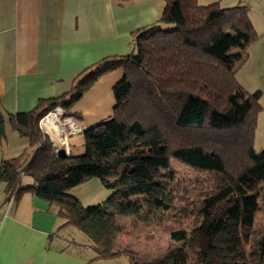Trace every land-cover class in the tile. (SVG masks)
Returning a JSON list of instances; mask_svg holds the SVG:
<instances>
[{"label": "trees", "instance_id": "obj_1", "mask_svg": "<svg viewBox=\"0 0 264 264\" xmlns=\"http://www.w3.org/2000/svg\"><path fill=\"white\" fill-rule=\"evenodd\" d=\"M249 12L242 4L164 0L158 21L132 33L130 53L101 58L78 73L67 92L11 116L29 148L0 163L5 201L34 192L56 206L60 228L72 226L87 237L99 259L264 264V232L253 226L259 199L264 201V151L254 149L261 93H249L236 79L258 38ZM118 68L123 76L112 87V116L82 132V154L59 156L40 119L57 106L70 115L72 105L101 76ZM172 160L210 174L212 185L197 202L175 205ZM24 175L31 185H21ZM90 178L116 194L85 206L66 193ZM170 211L176 215L164 217ZM122 217L156 223L175 245L156 258L118 245ZM198 231L205 235V246L194 243Z\"/></svg>", "mask_w": 264, "mask_h": 264}, {"label": "crops", "instance_id": "obj_2", "mask_svg": "<svg viewBox=\"0 0 264 264\" xmlns=\"http://www.w3.org/2000/svg\"><path fill=\"white\" fill-rule=\"evenodd\" d=\"M250 1L262 6L264 17V0H197L200 5L218 2L222 7ZM163 6L164 0H132L124 5L113 0H0V113L4 119L0 163L29 148V140L12 127L11 116L67 92L72 79L101 58L130 53L132 33L158 21ZM261 40L249 46L245 63L253 59L264 67V37ZM246 72L258 77L264 71ZM122 76L121 68L101 76L70 108V116L83 130L112 116V87ZM262 116L260 111L258 133ZM84 150L80 137L68 142L66 154L80 155ZM25 176L21 177L24 187L32 184ZM5 187L0 182V264H117V258H97L89 241L77 242L60 231L55 205L32 191L5 201Z\"/></svg>", "mask_w": 264, "mask_h": 264}, {"label": "rangeland", "instance_id": "obj_3", "mask_svg": "<svg viewBox=\"0 0 264 264\" xmlns=\"http://www.w3.org/2000/svg\"><path fill=\"white\" fill-rule=\"evenodd\" d=\"M248 6L250 7V20L253 19L251 22L258 34L257 39L259 40L255 41L253 44L256 45L257 43H261V38L264 37V17H262L260 13L262 12V6L256 5L254 1H250ZM254 49L255 48H252L250 51L253 52ZM234 50L235 49H232V51ZM261 70L264 71V67H260L256 61L250 59L249 62L244 63L238 68L236 79L249 93L259 91L261 94H264V72H261L258 77H254L252 74L246 72L249 71L250 73H253L252 71H255L256 73ZM259 103L261 107H264V95L260 98ZM262 113H264V109H261V114ZM110 117L111 116L104 118L97 124L108 120ZM261 120L262 121L258 127L259 133L256 131L257 126L255 129V134L258 133V140H255L254 148L256 153L264 151V149H262L264 148V116H262ZM80 137L83 136L75 134L68 139V142L75 143ZM170 170L174 173L172 188L173 194L175 195L174 203L177 207L197 202L212 185L210 174L207 172L196 171L178 160L171 161ZM25 179L30 180L28 176H25ZM66 193L76 197L83 205L90 206L101 204L110 196L115 195L116 191L104 187L99 179L90 178L83 183L68 189ZM173 215H176V213L170 211L167 215L164 214V217L171 219ZM61 222L63 223L62 219ZM120 222L122 223L123 230L117 235L118 245L139 252L144 258L159 257L168 247L175 245L167 234L157 231L158 227L156 223H137L130 217H122ZM253 226L258 232H264V201L261 199H259V210L254 216ZM59 230L77 242L88 243L87 237L81 231L72 226H64L59 228ZM244 239L246 240V238ZM194 243H197L200 246H205L207 244L205 235L201 231H198V233L195 234ZM126 262L127 259L125 256L115 259V263L117 264ZM189 264L195 263L192 261Z\"/></svg>", "mask_w": 264, "mask_h": 264}, {"label": "built area", "instance_id": "obj_4", "mask_svg": "<svg viewBox=\"0 0 264 264\" xmlns=\"http://www.w3.org/2000/svg\"><path fill=\"white\" fill-rule=\"evenodd\" d=\"M39 127L51 141L55 152L58 150L66 152L69 137L84 131L67 114L66 110L59 106L49 111L40 119Z\"/></svg>", "mask_w": 264, "mask_h": 264}, {"label": "water", "instance_id": "obj_5", "mask_svg": "<svg viewBox=\"0 0 264 264\" xmlns=\"http://www.w3.org/2000/svg\"><path fill=\"white\" fill-rule=\"evenodd\" d=\"M56 153H57L59 156H61V157L67 155L66 152H64L63 150H58V151H56Z\"/></svg>", "mask_w": 264, "mask_h": 264}]
</instances>
